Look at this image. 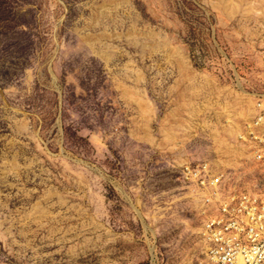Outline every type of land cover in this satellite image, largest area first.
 Listing matches in <instances>:
<instances>
[{
    "label": "rangeland",
    "instance_id": "obj_1",
    "mask_svg": "<svg viewBox=\"0 0 264 264\" xmlns=\"http://www.w3.org/2000/svg\"><path fill=\"white\" fill-rule=\"evenodd\" d=\"M262 93L264 0H0V264H201Z\"/></svg>",
    "mask_w": 264,
    "mask_h": 264
},
{
    "label": "built area",
    "instance_id": "obj_2",
    "mask_svg": "<svg viewBox=\"0 0 264 264\" xmlns=\"http://www.w3.org/2000/svg\"><path fill=\"white\" fill-rule=\"evenodd\" d=\"M238 140L252 164L264 170V93L254 99ZM181 175L210 210L203 226L206 250L201 264H264V188H236L209 164L187 166Z\"/></svg>",
    "mask_w": 264,
    "mask_h": 264
},
{
    "label": "bare ground",
    "instance_id": "obj_3",
    "mask_svg": "<svg viewBox=\"0 0 264 264\" xmlns=\"http://www.w3.org/2000/svg\"><path fill=\"white\" fill-rule=\"evenodd\" d=\"M253 108V107H252Z\"/></svg>",
    "mask_w": 264,
    "mask_h": 264
}]
</instances>
